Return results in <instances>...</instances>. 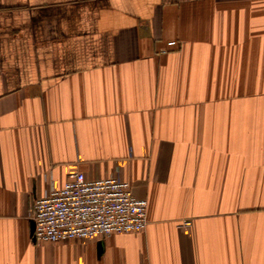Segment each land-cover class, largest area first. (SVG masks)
<instances>
[{
    "label": "crops",
    "instance_id": "crops-1",
    "mask_svg": "<svg viewBox=\"0 0 264 264\" xmlns=\"http://www.w3.org/2000/svg\"><path fill=\"white\" fill-rule=\"evenodd\" d=\"M74 172L145 230L34 242ZM0 264H264V0H0Z\"/></svg>",
    "mask_w": 264,
    "mask_h": 264
},
{
    "label": "built area",
    "instance_id": "built-area-1",
    "mask_svg": "<svg viewBox=\"0 0 264 264\" xmlns=\"http://www.w3.org/2000/svg\"><path fill=\"white\" fill-rule=\"evenodd\" d=\"M166 46L176 48L177 43ZM146 210L147 201L133 195L128 181L69 173L61 187H50L34 200L31 237L36 243H56L141 233L147 225Z\"/></svg>",
    "mask_w": 264,
    "mask_h": 264
}]
</instances>
